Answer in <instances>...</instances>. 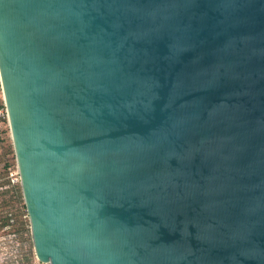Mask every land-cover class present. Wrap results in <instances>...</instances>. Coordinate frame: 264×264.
I'll return each mask as SVG.
<instances>
[{
  "label": "water",
  "instance_id": "water-1",
  "mask_svg": "<svg viewBox=\"0 0 264 264\" xmlns=\"http://www.w3.org/2000/svg\"><path fill=\"white\" fill-rule=\"evenodd\" d=\"M0 78L42 264H264V0H0Z\"/></svg>",
  "mask_w": 264,
  "mask_h": 264
},
{
  "label": "built area",
  "instance_id": "built-area-1",
  "mask_svg": "<svg viewBox=\"0 0 264 264\" xmlns=\"http://www.w3.org/2000/svg\"><path fill=\"white\" fill-rule=\"evenodd\" d=\"M8 139L11 140L10 123L0 78V221L2 218L7 220L3 230L26 224L30 228L22 195L20 171L14 151L10 158L5 155L4 151ZM16 233L18 232L14 231L9 240V243L12 244L9 247L15 249L19 244L15 239ZM0 244H5V242L0 241ZM37 262L39 261L37 260Z\"/></svg>",
  "mask_w": 264,
  "mask_h": 264
},
{
  "label": "rangeland",
  "instance_id": "rangeland-1",
  "mask_svg": "<svg viewBox=\"0 0 264 264\" xmlns=\"http://www.w3.org/2000/svg\"><path fill=\"white\" fill-rule=\"evenodd\" d=\"M6 144L8 146L12 144V141L8 139ZM14 231L18 232L16 233L15 239L19 244L16 249L9 247L10 245L12 246L9 240ZM20 232H30L28 224L14 226L7 230H3V227L0 228V241L5 242V244H0V264H42L36 260L32 239H30L29 233L22 235Z\"/></svg>",
  "mask_w": 264,
  "mask_h": 264
},
{
  "label": "trees",
  "instance_id": "trees-1",
  "mask_svg": "<svg viewBox=\"0 0 264 264\" xmlns=\"http://www.w3.org/2000/svg\"><path fill=\"white\" fill-rule=\"evenodd\" d=\"M11 145V146H10ZM10 145H6L4 147V151H5V155L10 158L11 156H13V147H12V144ZM7 224V220L5 218H2L1 221H0V228L4 227L5 225ZM22 235L25 234V233H29V237L31 239V236H30V232H20Z\"/></svg>",
  "mask_w": 264,
  "mask_h": 264
}]
</instances>
